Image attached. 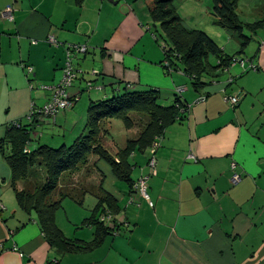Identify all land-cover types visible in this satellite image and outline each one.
Instances as JSON below:
<instances>
[{
  "label": "crops",
  "instance_id": "1",
  "mask_svg": "<svg viewBox=\"0 0 264 264\" xmlns=\"http://www.w3.org/2000/svg\"><path fill=\"white\" fill-rule=\"evenodd\" d=\"M237 1L249 40L243 48L239 34L218 23L211 0L174 1L187 28L205 32L225 57L245 60L244 68L232 64L196 85L181 68L167 65L165 42L149 12L152 0H0V139L9 122L49 100L51 91L41 86L60 81L67 44L87 45L88 54L77 55L75 64L97 72L78 74L70 90L78 95L73 108L31 126L29 149L71 145L85 130L92 102L129 88L155 91L163 106L177 98L188 105L185 116L157 139L156 169L147 181L153 206L97 156L77 173L85 190L76 199L93 207L79 209L70 199L71 212L56 211L58 228L72 242L80 240L70 251L51 245L38 216L20 204L0 147V264H264V0ZM7 7L13 20L2 14ZM49 36L60 45L49 43ZM208 61L217 66L219 58L210 55ZM251 63L255 69L248 68ZM24 66L32 67L31 77ZM226 97L240 100L233 105ZM110 122L103 121L102 144ZM104 147L117 160L125 145L113 153ZM148 159V148L130 156L133 182L149 173ZM91 170L94 183L88 180ZM234 173L240 175L236 183ZM104 196L113 201L117 230L87 247L96 229L84 220Z\"/></svg>",
  "mask_w": 264,
  "mask_h": 264
},
{
  "label": "trees",
  "instance_id": "2",
  "mask_svg": "<svg viewBox=\"0 0 264 264\" xmlns=\"http://www.w3.org/2000/svg\"><path fill=\"white\" fill-rule=\"evenodd\" d=\"M78 1L81 2V0ZM152 1L153 5L149 12L157 27L158 37L165 42L163 48L167 65L174 69L181 68L193 77L196 85L201 84L202 76L230 67L234 57L240 59L234 55L225 57L221 48L205 32L187 28L174 6L175 0ZM211 1L213 15L218 23L238 33L242 39L241 47L243 48L249 40L243 34L245 27L237 13L238 1ZM210 55L219 58L217 66L209 63ZM26 67L28 66H24V69ZM27 75L30 74L27 73ZM158 99L155 91L138 92L129 88L126 92L116 94L104 101L92 102L87 111L84 132L71 145H62L57 148L44 144L35 149H29L28 143L33 124H9L6 134L0 139V147L11 168L12 185L16 189V197L22 206L38 216L47 241L59 252L80 247L75 243H80V240L72 242L58 228L55 221L56 211L65 198H79L83 193L81 191L84 190L80 188V181H75L71 185L72 190H63V186L69 187L71 176L88 165L91 156H97L111 167L118 180L130 183L133 191L135 181H132L131 174L134 165L129 161L130 156L135 151L145 152L171 124L182 119L188 109L187 103H183L180 98L175 99L170 106L159 104ZM77 101L78 99L75 103ZM132 114H143L148 118V122L137 138L126 141L125 147L117 152L116 160L100 140L104 132H107L103 121L117 119L122 121L126 128L132 129L135 126ZM18 182L22 183L21 190L16 188ZM56 194L57 197H55ZM104 203L109 207V211L113 210L112 199L109 196L101 197L93 209V215L84 220V223L93 225L96 229L95 239L92 243H88L87 247L99 245L102 238L113 233L112 227L99 219L106 212L103 208ZM97 214L101 215L96 218Z\"/></svg>",
  "mask_w": 264,
  "mask_h": 264
},
{
  "label": "built area",
  "instance_id": "3",
  "mask_svg": "<svg viewBox=\"0 0 264 264\" xmlns=\"http://www.w3.org/2000/svg\"><path fill=\"white\" fill-rule=\"evenodd\" d=\"M2 14L8 18L9 20L14 19L13 8L7 7L4 9ZM48 42L53 44L54 46H59L60 42L56 40L55 37L49 36ZM67 56L64 68L62 70V77L58 83L52 85H42L41 88L47 89L51 91V96L49 100L42 106V107H31V113L29 114L28 118L30 122L36 121L37 119L42 118H51L55 120L58 118L62 113L67 110H70L75 101L78 99V95L72 96L70 90L74 84V80L77 79L78 74H81V71L78 70L74 66V59L79 54H85L88 51V46L85 44H67L66 46ZM238 63L241 67H245V60L239 59L234 57L232 60V64ZM231 64V65H232ZM248 68L255 69L256 66L252 63L248 65ZM26 71L28 74H33L32 67H26ZM90 85V83H89ZM227 101H230L233 105H237L239 102V97H226ZM159 147V143L155 140L152 145L148 148L149 151V159H148V168L149 173L147 175L141 176L134 182L133 191L134 193H138L140 197L148 202L150 206H153V202L150 199L148 193V186L147 181L151 178L154 174L156 169V150ZM231 167L235 169V163H231ZM240 180V175L234 173L232 176V182L236 183ZM131 201H134V196L130 195ZM102 222L107 224L108 226L112 227L113 233L117 230V225L113 221V215L110 211H106L102 214L99 218Z\"/></svg>",
  "mask_w": 264,
  "mask_h": 264
},
{
  "label": "rangeland",
  "instance_id": "4",
  "mask_svg": "<svg viewBox=\"0 0 264 264\" xmlns=\"http://www.w3.org/2000/svg\"><path fill=\"white\" fill-rule=\"evenodd\" d=\"M152 27H153V23H152ZM154 29V28H153ZM157 29V27H156ZM85 54H88V51L85 53ZM85 54H80L81 56L82 55H85ZM77 56L76 58L74 59V66L77 68L76 64H75V61L77 60ZM66 62V60H65ZM65 64V63H64ZM89 66V65H88ZM78 70L80 69L81 73H84V74H87L89 76H93L96 72H97V69H93V68H87L86 70L82 69V68H77ZM25 72L26 69H25ZM31 83V82H30ZM87 85V82H84L83 86L84 85ZM30 87H32L31 84H29ZM92 96H94V91L91 93ZM87 97V96H86ZM111 98V97H110ZM31 113V107L27 113L26 116L22 117L21 119H17V120H14V121H11L9 123L11 124H14V125H19L20 123H22L23 125L24 124H28V123H31V124H35L37 121H33V122H30L29 121V114ZM44 118H42L43 120ZM132 119L134 120V123H135V126L133 127V130L132 131H129V129H127L125 127V125L123 124L122 121L120 120H117V119H112V122L109 123V127H110V137H105L104 140H103V144L104 146H108V150L111 151L112 153L114 152V150H116L119 146H124L126 145L125 142L127 139H135L139 136L140 134V131L141 129L143 128V126L146 125V123L148 122V118L145 117V115L143 114H132ZM20 120V121H18ZM45 121H51L50 118H46L44 119ZM13 122V123H12ZM8 123V124H9ZM49 125V124H48ZM70 145V144H69ZM115 145V146H114ZM57 146V145H56ZM59 146V145H58ZM141 153V152H140ZM95 157V156H94ZM90 159V158H89ZM96 159L93 158L91 160V163L93 162V160ZM35 170H38V169H35ZM34 175H35V172H34ZM34 175L32 177H34ZM38 175H40L38 173ZM75 176H73L69 181L71 182V184H69V187H64L63 186V190H72L71 189V185L73 183H75V181L77 180H80V178L78 177L77 173L73 174ZM90 175V177L88 178L89 181H91L92 183H94L95 181V171L91 170V171H88V176ZM36 177H38L36 175ZM85 190V189H84ZM86 190H91V187H86ZM55 197H57V194L55 195ZM90 197V196H89ZM75 203L76 202V207H78L79 209H82L83 208H80V207H86V208H89L91 209L92 207H89V203L90 201L86 200L85 203L82 202L81 204V201H78L75 197L71 198V197H68L67 199H65L64 201H62L61 203V207L57 210L58 213H62L63 215H65V213H68V212H71V207L68 206L67 203H69V201L71 200ZM87 199H88V196H87ZM81 204V205H80ZM70 205V204H69Z\"/></svg>",
  "mask_w": 264,
  "mask_h": 264
},
{
  "label": "water",
  "instance_id": "5",
  "mask_svg": "<svg viewBox=\"0 0 264 264\" xmlns=\"http://www.w3.org/2000/svg\"><path fill=\"white\" fill-rule=\"evenodd\" d=\"M229 68V67H228Z\"/></svg>",
  "mask_w": 264,
  "mask_h": 264
}]
</instances>
